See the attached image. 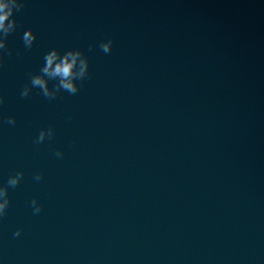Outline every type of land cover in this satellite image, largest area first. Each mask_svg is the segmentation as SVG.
<instances>
[{
	"label": "water",
	"instance_id": "1",
	"mask_svg": "<svg viewBox=\"0 0 264 264\" xmlns=\"http://www.w3.org/2000/svg\"><path fill=\"white\" fill-rule=\"evenodd\" d=\"M23 2L0 65V185L24 172L0 264H264V20L238 0ZM52 48L89 76L22 98Z\"/></svg>",
	"mask_w": 264,
	"mask_h": 264
},
{
	"label": "clouds",
	"instance_id": "2",
	"mask_svg": "<svg viewBox=\"0 0 264 264\" xmlns=\"http://www.w3.org/2000/svg\"><path fill=\"white\" fill-rule=\"evenodd\" d=\"M24 8L23 0H0V65L3 64L5 52L11 55V51L7 48V37L14 33L17 29V21L15 13L20 12ZM36 40V34L32 29L24 31L22 41L25 49H31ZM113 40L107 39L99 45L100 49L108 54L111 52ZM92 51V48H89ZM44 65L41 67L38 74H30V83L25 85L20 93L22 98L30 95L33 88L39 89L40 94L46 99L54 100L61 90L75 95L80 90V84L77 81H84L89 76V60L88 57L79 49H69L61 53L58 49L52 48L44 55ZM50 81L56 83L50 87ZM3 104V97L0 96V105ZM0 122L8 125H15L16 119L13 116L7 117L4 120L0 117ZM54 135V129L49 127L42 129L35 139L36 144L43 143L46 139H50ZM57 158L63 157V152L57 150L55 152ZM24 177L23 171H17L10 175L6 184L0 185V219L7 215L11 200L9 197V189H15ZM34 180L40 181L43 179V174L37 172L34 174ZM33 214L37 215L42 211V206L38 200L33 198L30 202ZM21 230L18 229L14 236H20Z\"/></svg>",
	"mask_w": 264,
	"mask_h": 264
}]
</instances>
